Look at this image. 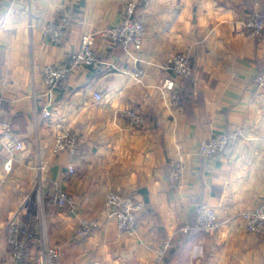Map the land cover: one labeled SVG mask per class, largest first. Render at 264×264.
Listing matches in <instances>:
<instances>
[{
    "label": "crops",
    "instance_id": "1",
    "mask_svg": "<svg viewBox=\"0 0 264 264\" xmlns=\"http://www.w3.org/2000/svg\"><path fill=\"white\" fill-rule=\"evenodd\" d=\"M129 1L0 0L6 14L0 118L24 143L10 153L0 142V264H34L41 225L61 253L59 264H156L168 238L176 252L166 264H264V230L248 231L241 217L264 194V89L253 82L264 66V33L257 40L244 33L252 0H134L144 35L138 45L117 46L100 32L123 19ZM60 5L76 21L55 43L43 27ZM89 32H97V64L77 65L53 87L47 85L44 66L68 57ZM175 53L187 54L193 69L177 80L180 108L160 88L171 75ZM135 69L142 74L136 77ZM128 107L146 116L145 129L128 128L123 114ZM235 127L243 134L227 150L208 159L200 155L202 139ZM62 131L75 137V155L54 151ZM9 157L12 167L6 171ZM169 161L184 168L175 183L166 175ZM54 187L73 195L74 204L46 203L40 211L39 195ZM109 189L144 202L136 230L118 231L105 205ZM202 202L215 210L220 226L212 233H182ZM16 212L31 217L38 232L22 263L5 240ZM82 219L98 226L77 236Z\"/></svg>",
    "mask_w": 264,
    "mask_h": 264
},
{
    "label": "built area",
    "instance_id": "2",
    "mask_svg": "<svg viewBox=\"0 0 264 264\" xmlns=\"http://www.w3.org/2000/svg\"><path fill=\"white\" fill-rule=\"evenodd\" d=\"M137 3L134 0L126 3L124 7L123 19L116 25L107 28L100 33L107 35L110 41L117 46L138 45L144 35L143 22L135 17ZM5 15L0 12V32L5 28ZM76 21L73 11L60 5L56 11V18L48 21L43 27V33L53 42H62L68 30ZM244 33L247 37L257 40L261 39L264 33V9L260 0H252L249 12L244 21ZM97 32L85 33L81 36L79 47L70 53L63 60L47 64L43 68V78L47 85L53 87L56 82L66 78L71 69L77 65L95 66L98 61L97 52L94 49V41ZM171 75L165 77L160 84V88L168 92L171 104L174 107H182V86L178 84L179 79L190 77L193 73L190 58L185 53H175L171 58ZM142 69H135L133 74L138 77L142 74ZM255 86L264 89V66L259 68L254 75ZM97 99H101L100 94H96ZM2 101L0 100V106ZM1 111V108H0ZM48 115L49 112H44ZM127 118V126L132 130H143L147 126L146 116L132 107L123 110ZM243 134V128L235 127L228 131H219L202 139L199 143V153L204 159L225 151L231 142ZM0 142L10 153L21 150L24 143L16 137L9 125V122L0 118ZM76 141L74 136H70L63 131L55 137L54 151L56 153L68 152L76 154ZM12 167V157L4 163V169L10 171ZM184 168L177 161H169L166 166V175L170 182L178 181ZM73 172V167H70ZM39 209L42 211L48 203L56 208H66L74 204V196L70 193L54 187L47 195L42 193L38 197ZM105 205L112 209L116 218V226L120 232H131L136 230L138 225V214L143 211L145 204L134 195L123 194L122 192L109 189L105 194ZM245 227L248 231L260 233L264 230V194L259 203L250 209L241 212ZM42 221V220H41ZM98 226L97 221H87L82 219L76 227L77 236H86ZM220 226V222L215 210L207 203H197L194 206V213L191 219L182 226L183 232L189 230L212 233ZM37 230L33 219L16 212L8 220L5 229V240L9 245L12 257L15 261L22 263L30 254L31 243L36 237ZM173 248V241L168 238L162 241L158 248V260L156 264L162 262L166 254ZM60 251L52 247L43 225L39 230V240L34 256V264H59Z\"/></svg>",
    "mask_w": 264,
    "mask_h": 264
},
{
    "label": "trees",
    "instance_id": "3",
    "mask_svg": "<svg viewBox=\"0 0 264 264\" xmlns=\"http://www.w3.org/2000/svg\"><path fill=\"white\" fill-rule=\"evenodd\" d=\"M262 7H263V9H264V6L262 5ZM182 101H183V94H182ZM180 231L182 232V233H184V234H189L191 231H193V230H189V231H187V232H183V230H182V226H181V228H180ZM34 242V241H33ZM33 242L31 243L32 245H31V251H32V246H33ZM30 251V252H31ZM175 252H176V250H174V249H170L169 251H168V253L166 254V256H165V258H164V264H166L167 262H168V260L169 259H171L172 257H173V255L175 254ZM30 255H31V253L29 254V257H30Z\"/></svg>",
    "mask_w": 264,
    "mask_h": 264
}]
</instances>
